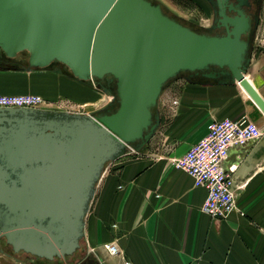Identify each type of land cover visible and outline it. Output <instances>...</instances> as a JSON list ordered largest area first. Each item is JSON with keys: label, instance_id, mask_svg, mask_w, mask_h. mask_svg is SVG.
<instances>
[{"label": "water", "instance_id": "1", "mask_svg": "<svg viewBox=\"0 0 264 264\" xmlns=\"http://www.w3.org/2000/svg\"><path fill=\"white\" fill-rule=\"evenodd\" d=\"M209 1L222 33L182 24L151 0H0L5 56L25 50L26 68L57 60L78 79L108 75L113 94L91 113L0 106V236L13 251L66 261L102 170L150 137L168 80L237 82L264 116V99L244 75L245 34L257 17L252 23L243 0ZM76 264L98 262L86 254Z\"/></svg>", "mask_w": 264, "mask_h": 264}, {"label": "crops", "instance_id": "2", "mask_svg": "<svg viewBox=\"0 0 264 264\" xmlns=\"http://www.w3.org/2000/svg\"><path fill=\"white\" fill-rule=\"evenodd\" d=\"M249 39L244 75L264 99V47L255 46L264 40V0ZM31 76L56 90L67 83L52 69ZM229 86L236 93L219 96ZM4 91L16 89L0 84ZM155 111L156 126L140 151L113 159L96 181L84 216L86 253L98 264H264V134L245 150L227 149L222 165L232 168L236 207L225 217L200 210L205 188L169 160L204 134L209 119L244 115L260 124L262 113L237 82L182 75L162 86ZM106 242L117 251L108 253Z\"/></svg>", "mask_w": 264, "mask_h": 264}, {"label": "rangeland", "instance_id": "3", "mask_svg": "<svg viewBox=\"0 0 264 264\" xmlns=\"http://www.w3.org/2000/svg\"><path fill=\"white\" fill-rule=\"evenodd\" d=\"M157 2L164 13L172 16L175 20L188 26L199 27L198 23H207L204 27H209V32L214 33L216 30L222 32L220 27L213 24L216 18V8L211 5L209 0H198L200 6L193 0H151ZM201 27V26H200ZM203 28V27H202ZM256 47H264V40L255 42ZM250 47V39H249ZM1 51V50H0ZM26 55L25 50L16 52L12 60H2L0 58V84L11 86L16 91H4L0 93H20V92H35L42 97L38 108L56 109L77 111L83 113H91L98 107L104 105L112 97V91L107 88L105 83L101 81H92L90 78L78 79L75 78L68 68L60 61L54 60L46 66H31L26 68L21 62H17V57ZM41 69H52L56 74L66 78V85L63 89H55L50 86L48 82L43 79H38L31 74L41 71ZM2 74L4 76H2ZM34 78H31V77ZM183 76V75H182ZM29 77V78H28ZM25 79H28L25 81ZM30 79V81H29ZM34 79V80H33ZM235 86H229L226 90L220 92L221 95H234L236 93ZM253 121V120H252ZM257 127L264 131V122L258 124L254 121ZM264 134V132H263ZM141 145L135 148H130L128 151L136 153L140 151ZM121 156V155H120ZM116 159V158H115ZM112 161V160H111ZM109 161V162H111ZM109 162L106 163L109 164ZM105 165V166H106ZM0 245L5 250H10L2 240ZM78 250L72 254V259L86 253L84 245V238L82 237L79 242ZM12 255L22 258L21 251L14 252ZM0 264H23L22 261H15L12 257L5 256L0 252Z\"/></svg>", "mask_w": 264, "mask_h": 264}, {"label": "built area", "instance_id": "4", "mask_svg": "<svg viewBox=\"0 0 264 264\" xmlns=\"http://www.w3.org/2000/svg\"><path fill=\"white\" fill-rule=\"evenodd\" d=\"M40 102L42 97L35 92L0 93V106L37 107ZM263 132L244 115L211 118L202 136L181 154L169 157L174 167L191 177L193 185L205 188L201 211L211 217H225L236 207L231 189L232 168L222 165L227 149L231 145L243 148L260 138ZM103 247L111 254L117 251L113 243H103Z\"/></svg>", "mask_w": 264, "mask_h": 264}, {"label": "flooded vegetation", "instance_id": "5", "mask_svg": "<svg viewBox=\"0 0 264 264\" xmlns=\"http://www.w3.org/2000/svg\"><path fill=\"white\" fill-rule=\"evenodd\" d=\"M258 5H259V0H243V3H241L239 5V7L245 12V13H248L250 18H251V22L253 23L254 21V17H257V9H258ZM226 13L230 14L231 12L229 11H226ZM213 24L215 25V20L213 21ZM216 27H220L222 30V32L224 31V28L222 25H215ZM203 27V28H202ZM196 28H199L201 29L203 32H206V33H210L209 31V27H204V26H199V27H196ZM253 29V27H252ZM220 32V33H222ZM253 32V31H252ZM252 32H248L246 35V37L249 39L251 37V34ZM214 33H219L217 30L214 32ZM212 34V33H210ZM102 83H105L107 88H109V86L111 85V81L108 77V75H106L102 81ZM114 102L115 101H112L106 109H110L112 108V106H114ZM0 240L3 241V243L9 247L10 250H5L1 245H0V252L3 253L5 256H8V257H12L13 260L15 261H26L28 262L29 264H64V263H67V264H76L84 255H86L87 253L83 254V255H80L78 256L76 259H72V254L78 250L79 248L77 247L73 253L71 255H68L66 256V261L63 262L60 258L58 257H54L52 259H46V258H43V257H37L35 255H32V254H28V253H25L21 250H17V251H13L12 248L10 247V245L8 243L5 242L4 240V237L3 236H0ZM21 251L23 253V257L22 258H18L14 255H12V253L14 252H19ZM89 257H91L89 254H87Z\"/></svg>", "mask_w": 264, "mask_h": 264}, {"label": "trees", "instance_id": "6", "mask_svg": "<svg viewBox=\"0 0 264 264\" xmlns=\"http://www.w3.org/2000/svg\"><path fill=\"white\" fill-rule=\"evenodd\" d=\"M0 58L3 60H12L13 59V57H7V56H5L4 54H3V52L2 51H0ZM25 58H26V55L25 56H23V57H17V62H21L23 65H25L26 64V61H25ZM14 60V59H13ZM54 60H52L51 62H53ZM50 62V63H51ZM49 63V64H50ZM48 65V64H47ZM70 73V72H69ZM76 78V77H75Z\"/></svg>", "mask_w": 264, "mask_h": 264}]
</instances>
